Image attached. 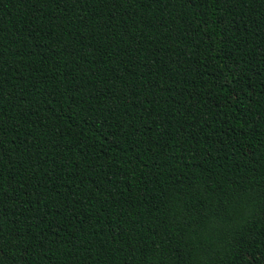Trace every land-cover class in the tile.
<instances>
[{
    "label": "trees",
    "instance_id": "1",
    "mask_svg": "<svg viewBox=\"0 0 264 264\" xmlns=\"http://www.w3.org/2000/svg\"><path fill=\"white\" fill-rule=\"evenodd\" d=\"M0 264H264V0H0Z\"/></svg>",
    "mask_w": 264,
    "mask_h": 264
}]
</instances>
